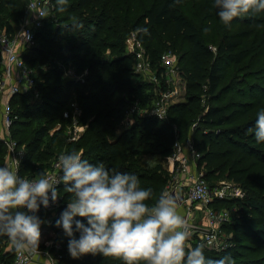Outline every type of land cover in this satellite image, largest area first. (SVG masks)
Masks as SVG:
<instances>
[{"label": "trees", "instance_id": "1", "mask_svg": "<svg viewBox=\"0 0 264 264\" xmlns=\"http://www.w3.org/2000/svg\"><path fill=\"white\" fill-rule=\"evenodd\" d=\"M53 1L54 16L36 31L38 45L23 53L35 68L41 100L31 92L11 97L18 115L11 135L26 151L19 174L46 172L66 146L90 163L135 174L142 187L158 195L173 171L167 157L176 141H187L192 129V143L201 153L198 162L210 184V176L221 173L246 189L244 198L216 201L238 204L241 215L223 226L228 246L220 251L205 248V256L231 254L235 264H264V143L256 142L254 132L247 134L257 111L264 108V13L236 18L225 27L211 6L213 0H69L62 13ZM24 14V0H0V29L14 32ZM133 32L153 61L168 47L180 52V37L188 44V52L177 53L187 91L184 99L169 106L166 118L135 109L130 125H124L130 104L152 107L156 98L153 85L134 71V56L126 50V38ZM59 63L77 73L88 70L85 81L64 76ZM74 99L87 127L78 140L68 141L63 113ZM58 122L62 127L50 135ZM155 155L152 163L146 162ZM5 157L0 141V166ZM64 187L59 185L58 192L68 203ZM75 219L87 224L86 218ZM55 222L52 228L61 236L62 254L57 264H123L102 254L72 258L70 238ZM79 235L74 232L75 238ZM9 243L0 236V264H13L15 250Z\"/></svg>", "mask_w": 264, "mask_h": 264}, {"label": "clouds", "instance_id": "2", "mask_svg": "<svg viewBox=\"0 0 264 264\" xmlns=\"http://www.w3.org/2000/svg\"><path fill=\"white\" fill-rule=\"evenodd\" d=\"M68 2L56 0V11L64 12ZM212 6L225 27H231L236 18L264 13V0H213ZM39 14L47 17L46 12ZM256 117L247 134L254 132L256 142L264 143V108ZM19 167L18 160L15 167L0 166V236L8 238L20 257L39 254L45 221L36 213L41 204L48 208L50 199L52 203L58 200L61 194L56 185L62 183L70 197L55 226L62 227L70 238L72 258L102 254L123 264H235L231 254L212 259L205 256L204 245H189L191 231L178 211L176 197L166 190L154 195L151 188L141 186L135 174L108 168L102 162L90 163L75 149L58 154L56 168L62 173L58 178L47 172L31 179L21 177ZM77 216L86 218L87 224L76 220ZM74 232L80 234L78 239Z\"/></svg>", "mask_w": 264, "mask_h": 264}, {"label": "built area", "instance_id": "3", "mask_svg": "<svg viewBox=\"0 0 264 264\" xmlns=\"http://www.w3.org/2000/svg\"><path fill=\"white\" fill-rule=\"evenodd\" d=\"M24 7V17L14 32H8L5 28L0 29V141L6 147L5 164L11 167H15L16 160L21 164L26 153L25 145H19L11 135V126L18 117L12 108L11 97L18 93L31 92L34 99L41 100V92L36 85L35 68L26 63L23 53L38 45L36 31L54 16L55 3L53 0H24ZM41 12H46L47 17H41L39 14ZM125 43L128 53H131L135 58V71L148 76L149 82H151L150 80L155 82L153 84L156 96L154 105L139 108V113L166 118L169 106L184 99L185 96V84L180 77L179 56L173 51L163 52L159 58L160 66L152 70V61L138 34L130 33ZM58 65L62 67L64 76L77 81H85L88 70L77 73L71 65L62 63ZM182 85H184L183 89ZM136 106L134 105L135 109H137ZM82 113V108L75 99L70 102L69 109L63 113L64 117L72 118L74 121L73 126L67 131L70 141L77 140L84 132L85 126L78 122V117ZM132 116H134L132 113H128V120ZM195 125L196 123L193 126ZM200 156L201 153L195 148L192 141L187 140L185 143L176 141L174 151L167 157V162L173 171L165 190L176 197L178 211L189 225L191 237L188 244L193 247L202 244L206 249L220 251L229 244L228 235L223 236V226L231 223L234 218L231 208L217 207L216 201L244 198L245 190L232 180L218 185L210 184L205 178L204 169L199 165ZM56 163L57 161L53 165L56 166ZM48 175L58 178L62 173L59 169H55L53 172H48ZM61 184L56 185L57 190ZM49 204L48 208L41 204L36 215L45 221L41 224V228L47 226L46 228L54 234L56 232L52 228L53 224L58 215L67 207V202L64 201L61 194L55 203H52L50 199ZM19 210L27 212V209ZM198 210L203 213V217L196 215ZM44 212L50 214L47 220H43ZM41 243H45L47 249H41ZM60 248V242L54 241L50 245L43 236L40 238L38 255L33 256L25 253L23 257H20L15 252L13 264H32L43 254L49 256L48 264H57L62 257L59 252Z\"/></svg>", "mask_w": 264, "mask_h": 264}, {"label": "rangeland", "instance_id": "4", "mask_svg": "<svg viewBox=\"0 0 264 264\" xmlns=\"http://www.w3.org/2000/svg\"><path fill=\"white\" fill-rule=\"evenodd\" d=\"M212 6V5H211ZM212 8V7H211ZM212 10H214V9H212ZM133 33H136V32H133ZM178 38V37H177ZM177 41H178V45L176 46V49L178 50V51H180V52H175V50H173L172 48H170V47H168V48H166L165 49V51L164 52H166V51H173L174 53H184V52H188L189 50H188V48H189V46H188V44H186L185 42H184V40L180 37V38H178L177 39ZM142 44H143V47H144V49H145V51H146V53H147V55L149 56V58H150V60L152 61V66H151V69L152 70H154L155 68H157V67H159L160 66V60H156V61H153L152 60V58L150 57V55H149V53L147 52V48H146V46H145V43H143V41H142ZM185 47H184V46ZM180 48V49H179ZM126 50H127V47H126ZM128 51V50H127ZM146 55V56H147ZM147 56V57H148ZM132 63H133V68H134V64H135V58H132ZM134 71H135V69H134ZM136 72V71H135ZM137 73V72H136ZM143 79H145V80H147L148 81V76H146V75H142V74H140V73H138ZM151 82V84L153 85V84H155V82L153 81V80H150ZM183 87H184V85H182V89H183ZM153 88H154V85H153ZM186 91H187V89H185L184 90V94L186 93ZM134 103H136V102H134ZM130 104V106L127 108L128 110L126 111V117H125V120H124V125L125 124H127V125H130V121H131V119H129L128 120V113H132V114H134V112H135V108H134V105L135 104ZM154 103H155V101H154ZM132 105V106H131ZM152 105H153V102H152ZM139 110V108H137L136 109V111H138ZM64 116V115H63ZM133 117V116H132ZM64 118H66V117H64ZM67 119V121H68V123H66V128H65V133H67V131H69V129L73 126V124H74V121H73V119L72 118H66ZM78 122L79 123H81V116L80 117H78ZM81 124H83L85 127H84V131H85V129H86V127H87V124H84V123H81ZM62 127V122H58L53 128H52V130L50 131V135L51 134H54V132L55 131H57V130H59L60 128ZM192 128V127H191ZM192 129H190V133H189V136L190 137H188V139L187 140H189V141H192L193 140V137H192ZM80 138V137H79ZM78 138V139H79ZM77 139V140H78ZM68 141H70L69 139H68ZM76 141V140H75ZM56 149L58 148L57 146L55 147ZM64 151H67L66 150V146H63V147H61V149H59L58 150V152L56 153L57 155H56V157L55 158H53L52 159V163H51V166L49 167V168H47L46 169V172L48 173V172H53L55 169H58V168H56V166H54L53 165V163H55L56 161H57V156H58V154H60L61 152H64ZM155 157H157L156 155L153 157L152 156V158L151 157H147L146 158V162H151L152 163V160H153V158H155ZM6 162V161H5ZM4 165H6L5 163H4ZM3 165V166H4ZM222 175H221V173L220 174H215V175H212V176H210V181H213V183L212 184H214V185H218V184H220V183H228V182H230L229 181V179H227L226 177H221ZM242 189H244V190H246L244 187H242ZM216 206L217 207H226V208H230V207H232L231 209H232V214H233V218L235 219V217H237V216H239V215H241V213L239 212V205L238 204H234V205H225V204H221V203H216ZM44 215H43V220H47L48 219V217L50 216V214L48 213V212H44L43 213ZM196 215H199V217H203V213L200 211V210H198L197 212H196ZM47 226H45V227H42L40 230H42V234H41V237H43V236H45V239L50 243V245H51V243L52 242H54V241H60L61 240V236L59 235V234H57V233H54V234H52L51 232H50V230L48 229V228H46ZM223 236H227L228 235V232L226 231V229L224 228L223 229ZM192 243H193V241H192ZM10 244V243H9ZM41 249H47V246H46V244L45 243H41ZM52 255H53V253H52ZM46 257H47V259H48V262L47 263H49V261H50V258H49V256L48 255H46Z\"/></svg>", "mask_w": 264, "mask_h": 264}, {"label": "crops", "instance_id": "5", "mask_svg": "<svg viewBox=\"0 0 264 264\" xmlns=\"http://www.w3.org/2000/svg\"><path fill=\"white\" fill-rule=\"evenodd\" d=\"M11 244V243H10ZM10 246V245H9ZM48 262V259H47V257H46V255H41V256H39V258H38V260H36L34 263H32V264H48L47 263Z\"/></svg>", "mask_w": 264, "mask_h": 264}]
</instances>
